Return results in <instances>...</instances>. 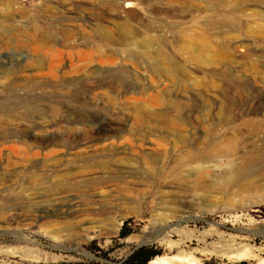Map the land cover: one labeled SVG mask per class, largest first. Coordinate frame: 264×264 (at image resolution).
<instances>
[{
	"label": "rangeland",
	"instance_id": "1",
	"mask_svg": "<svg viewBox=\"0 0 264 264\" xmlns=\"http://www.w3.org/2000/svg\"><path fill=\"white\" fill-rule=\"evenodd\" d=\"M21 3L32 14L44 7L42 0ZM58 3L66 7L57 15L61 22L54 13L38 17L51 24L40 22L53 44L0 52L8 66L0 68V108L35 95L18 64L44 59L58 65L59 76L44 78L40 102L24 119L0 122L2 132L23 121L42 142L0 147V264H123L140 245L161 251L149 264H264V0L49 5ZM122 25L137 40H149L150 55L135 43L103 38L99 27L120 40L127 36ZM71 61L84 70L71 72ZM85 81L91 88L84 95ZM72 93L77 98L71 103ZM86 94L91 121H77ZM213 127L214 133H205ZM178 129L188 143L182 144ZM50 133L62 137L47 141ZM208 146L211 158L204 165L211 174L229 176L248 152L252 172L199 189L196 200L162 203L166 192L177 191V184L165 182L171 168L193 170L182 156ZM111 171L139 184L134 202H110L115 181H105ZM74 221L77 234L56 233ZM125 222L131 233L120 238Z\"/></svg>",
	"mask_w": 264,
	"mask_h": 264
},
{
	"label": "bare ground",
	"instance_id": "2",
	"mask_svg": "<svg viewBox=\"0 0 264 264\" xmlns=\"http://www.w3.org/2000/svg\"><path fill=\"white\" fill-rule=\"evenodd\" d=\"M21 1L22 0H0V52L5 53V51H10L11 49H23L25 47H28L29 45H37L39 43V41L44 42V43H49V44H53V42H54V38L47 36V33L45 31H43V25H50L51 26V24H49V22L43 21V19H42V21H40V19L38 17L41 16L43 13H48L50 15L52 13H54V15H52V16H54V20L56 22H61L62 19L59 18L57 15L59 13H63L62 10L66 9V7H64V5H61L59 3L57 4L58 6H51V5H49L50 0H42V2L44 3V7L41 11L42 13L40 11H37L38 14H32L30 12V10L27 9L25 7V5H23L21 3ZM80 1L83 2L82 5H80V6H83V4L86 5L88 3V1H91V0H80ZM130 7L131 6L129 4L125 6L126 9H128ZM40 22H42L43 25H41ZM99 27L101 28V31L103 32V34H102L103 38L109 39L111 42L116 41L117 44H119V45H124V44H126V42L135 43L140 48H142V50L146 54H148V55L151 54V53H149V47H150L149 40H147V39L146 40L145 39L144 40H137L136 37L132 35V32L127 30V28H128L127 25L121 26L127 32V34H125L127 36L125 37V39H120V40H114L110 35L105 34V33H107V31L103 28V26H99ZM55 28L57 30H59V32L61 34L63 33V35H67L70 32L69 30H61V29H59V27H55ZM92 31H95V30L92 29ZM90 35H91V33H90ZM90 35H88V37H91ZM152 54H154L155 56H161L160 55L161 51H155ZM69 55H71V54L69 53ZM60 63H61V60H59V64ZM0 68L2 69V71H5L6 69H8V66L5 65L4 62H0ZM16 68L18 70L17 72L20 75L26 77L32 83V87L35 90V95H33L32 98L29 100H25V99L19 100L16 102L15 105H8L7 107L0 108V122L4 121V120H10L13 122H17L18 120L24 119L25 116L28 115V113L31 109V106H33V108H34L35 105H38L40 102V100L38 99V96L40 95V93H43L45 91V89H46L45 86L48 85V81H46L44 78L52 79V78H56L58 76V71H57L58 65H55L54 63L49 62V61L47 62L44 59H38V61L34 65H29V66L28 65L23 66L22 63H20L16 66ZM82 70H84V69L81 65H77L76 63L72 62L71 68H70L71 72L80 73ZM60 73H62L61 70H60ZM2 78H4V77L2 76ZM67 83L68 84H66L64 86L70 85L71 82H67ZM13 85H14V82L12 81L11 82L12 94L16 95L15 89H13V87H14ZM90 88H91V82L85 81L84 95H85V92L86 93L90 92L89 91ZM72 96H73L72 100L69 101L71 103L75 102V99L77 98V95L75 93H72ZM83 101H84V104H83L84 107L82 109H83L84 113L83 114L82 113L77 114L74 118L77 121L90 122L91 121V112L90 111L92 110V107H91V100H90L89 95L86 94V96L83 98ZM61 105H62V107H64L65 102L62 101ZM145 116H147V119L153 118L152 115L147 114ZM56 124H58V123H56ZM90 124H92V123H90ZM40 125H41L40 122H36V124H34L35 127H39ZM46 129H47V127H46ZM2 130L3 131L1 132V129H0V147H3L7 144L12 145L16 141L22 142L24 144H30L31 143L30 141L35 142V144H41L42 143V142H39L41 140L39 137V134L32 132L31 126L27 127V125H25V123L23 121L15 123V131H14L13 127H11V126L7 127V128L5 127ZM215 130H216L215 127H213L212 129L205 131V133L212 134L215 132ZM176 134L178 135V138L181 140L182 144L188 143L189 139L185 136L183 130L178 129ZM61 137L62 136H59L58 134L50 133L47 136V138H48L47 141L60 140ZM144 137L145 136H142V138H141V140H143V142H145ZM203 139H204V136L200 135L199 138L197 139L198 141L195 143L194 148L198 149L199 145L202 143ZM229 142H231L230 139H229ZM213 144L214 143L211 142V143H209V146H211ZM38 146L39 145H36V147H38ZM209 146L206 147L205 151L202 153L200 150H195L194 152L189 151L182 156V159H187V162L189 161L191 164H195V166H193V170H187L186 166L183 164L182 165L175 164L171 168V171H169L168 174L166 175L167 179L165 182L177 184L175 186L177 191L176 192L171 191V192H173V193H171V195H170V192H166L165 195L162 196V198H161L162 203L181 204L182 202L186 201L187 199L188 200H190V199L196 200L197 199V197H196L197 190H199V189L205 190L206 188L209 189L212 185H214L215 183H218L219 181L224 182V183H230V180H229L230 177L233 176V177L237 178L239 173H245V172L251 173L252 172L251 169H249L250 166L248 165L247 162L252 161V157H251V159H248V158L250 156H252L253 154H251V152H248V153L242 155L240 158L238 157L239 162L236 163L234 168H232L229 176L222 175V174H217V175L211 174V172L208 171L207 166L204 165V162H207L209 160V157H210V154L208 153ZM127 149H128V145H127ZM0 151H2L1 148H0ZM198 152H200V153H198ZM27 154H28V151L26 152V155L24 158H28ZM33 155H39V153H37L35 151V152H33ZM144 155L146 156V154H144ZM58 162L59 161L56 160V163H58ZM245 166L248 168L244 169V171L241 172L240 169L244 168ZM67 174H70V173H67ZM247 175H249V174H247ZM108 178L109 179L107 181H105L106 183H108L109 181H115V188L111 189L112 193H111V198H110V202L113 201L112 203L114 206H121L122 204L132 203V202H134L135 196L141 194V188L139 187V184L136 182L128 181L125 178V176H123L122 173L118 174L115 171H111L110 176ZM160 179H162V178H160ZM55 188L60 190V189H63L64 187L60 183H56ZM114 201H115V203H114ZM71 207H72V205H71ZM73 208H75V207H73ZM40 212H41V210H40ZM46 216H48V215L46 214ZM65 223H66V226L64 228H60V229L56 230L57 234L66 233L69 236L77 234L78 231L75 230V227H77L76 226L77 223H75V221H74V223H72V222L71 223L65 222ZM91 224H93V223H91ZM141 243H143V241ZM175 258L180 260L179 257H174V259ZM172 262H175V260L174 261L171 260V263ZM152 263H155V261H153ZM173 264H175V263H173ZM179 264H181V263H179Z\"/></svg>",
	"mask_w": 264,
	"mask_h": 264
},
{
	"label": "trees",
	"instance_id": "3",
	"mask_svg": "<svg viewBox=\"0 0 264 264\" xmlns=\"http://www.w3.org/2000/svg\"><path fill=\"white\" fill-rule=\"evenodd\" d=\"M264 218V208H261L259 213ZM131 231L128 229V223L125 222L123 225L120 238L127 237ZM161 255V251L156 249L154 246H141L135 249L123 264H149L155 257ZM241 264H245L244 262Z\"/></svg>",
	"mask_w": 264,
	"mask_h": 264
},
{
	"label": "water",
	"instance_id": "4",
	"mask_svg": "<svg viewBox=\"0 0 264 264\" xmlns=\"http://www.w3.org/2000/svg\"><path fill=\"white\" fill-rule=\"evenodd\" d=\"M139 247H141V245H140V246H138L137 248H139ZM137 248H136V249H137Z\"/></svg>",
	"mask_w": 264,
	"mask_h": 264
}]
</instances>
